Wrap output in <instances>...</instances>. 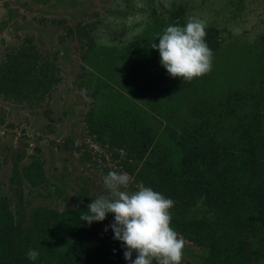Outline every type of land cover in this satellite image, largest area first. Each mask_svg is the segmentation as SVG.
Listing matches in <instances>:
<instances>
[{
    "label": "rangeland",
    "instance_id": "374dc122",
    "mask_svg": "<svg viewBox=\"0 0 264 264\" xmlns=\"http://www.w3.org/2000/svg\"><path fill=\"white\" fill-rule=\"evenodd\" d=\"M175 11L180 26L198 18L216 31L212 70L180 90L158 77L153 43H135L162 35ZM20 46L35 61L15 54L2 70ZM46 61L57 76L42 95L31 64ZM0 84V195L15 226L35 227L39 257L50 254L37 214L87 213L117 171L129 192L138 174L221 184L228 218L202 200L169 210L182 264H264V0H0ZM129 134L145 146L127 151ZM0 264H15L9 251Z\"/></svg>",
    "mask_w": 264,
    "mask_h": 264
},
{
    "label": "trees",
    "instance_id": "16d2710c",
    "mask_svg": "<svg viewBox=\"0 0 264 264\" xmlns=\"http://www.w3.org/2000/svg\"><path fill=\"white\" fill-rule=\"evenodd\" d=\"M181 13L175 11L170 14L167 26L179 25ZM205 41L208 47L212 50L216 46V31L213 28H206ZM159 34H153L146 37L145 40L139 39L135 43H139L142 48L148 47L145 43H159ZM142 42V43H140ZM157 49V48H155ZM30 54L35 61L36 51L32 47H15L7 54V59L1 63V69H10L13 64L14 55ZM157 59L154 62L158 77L165 82L166 85L176 89H182L185 85V80L179 77H171L167 70L160 63L159 50ZM155 58V57H154ZM32 71L38 72L34 75L39 84L41 94L43 95L51 83L56 80V68L49 62H42L38 66L32 63ZM8 89L5 85L0 84V95H5ZM11 91V90H9ZM15 96H18L14 93ZM17 101L21 98H16ZM33 101L32 99H29ZM22 101V100H21ZM130 127V126H129ZM135 127L121 129L122 132H138ZM115 140V139H111ZM206 141V140H205ZM146 139H138L134 134L126 135L120 139V145L127 151H139L141 147L145 146ZM145 187H150L154 191L161 193L164 197L174 201L173 209L177 203L185 205L187 203H195L202 200L204 204L216 206L225 218H228L231 211L230 199L228 194L219 183L210 182L207 179L200 178L198 175L191 176L182 188L173 187L166 181H155L145 179L139 174L136 176ZM86 210L91 203L90 200L85 202ZM44 212L41 211V213ZM41 220L37 233L44 237V243L47 244L49 251V258L37 257L35 261L27 257L29 249H37L34 226L14 225L15 220L9 208L8 199L0 195V250L10 252L12 260L15 264H130L124 258V251L122 242L115 240L114 232L110 225L105 226L107 231L100 225V221H93L90 225L87 221L81 220L76 213L58 214L55 211L37 214ZM114 221V216H113ZM104 231L103 236H99V232ZM53 254L51 255V252ZM15 254H19L21 259H16ZM136 253L133 252L132 259L136 258ZM153 264H156L153 261Z\"/></svg>",
    "mask_w": 264,
    "mask_h": 264
},
{
    "label": "clouds",
    "instance_id": "9594fccd",
    "mask_svg": "<svg viewBox=\"0 0 264 264\" xmlns=\"http://www.w3.org/2000/svg\"><path fill=\"white\" fill-rule=\"evenodd\" d=\"M206 24L191 18L184 26L169 25L152 45L160 53V63L171 77L185 81L201 77L212 70V50L208 47ZM86 90H82L84 94ZM126 172L109 171L103 177L106 194L99 195L81 213L90 225L114 214L110 227L114 239L122 242L124 258L130 264H182L185 240L171 227L172 199L143 184L136 191H126L131 182ZM107 231V228L105 229ZM133 252L136 258L133 260ZM39 253L29 249L27 257L35 261Z\"/></svg>",
    "mask_w": 264,
    "mask_h": 264
}]
</instances>
